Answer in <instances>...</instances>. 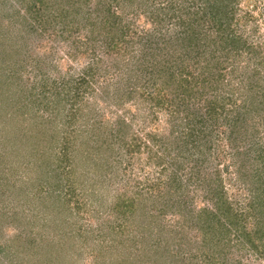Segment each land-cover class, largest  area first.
<instances>
[{
  "label": "rangeland",
  "instance_id": "374dc122",
  "mask_svg": "<svg viewBox=\"0 0 264 264\" xmlns=\"http://www.w3.org/2000/svg\"><path fill=\"white\" fill-rule=\"evenodd\" d=\"M119 1L112 10L130 26L126 39L134 41L128 43L134 53L114 51L105 62L92 63L94 55L104 56L96 45L101 30L93 27L102 16L85 15L84 4L68 13L66 1L44 8L37 0H0V264H264L256 250L264 238L253 235L264 230V172L250 181L264 162V97H256L254 88L263 80L247 79L253 70L264 74V65L256 70L254 64L264 59V0L215 2L220 15L226 4L231 33L245 41L238 51L242 61L233 59L241 62L239 71L230 69L231 56L221 50L225 41L206 30L207 17L196 31L203 26L212 54L186 51L188 40L182 41L183 26L171 16L168 0ZM196 1L178 3L185 16L187 7H200ZM147 36L158 41L141 57ZM90 65L96 73L87 74L92 85L86 101H76L87 102L89 111L70 114L67 90L74 91L73 81ZM175 81L192 91L187 109L202 113L191 135L178 133L184 113L172 93ZM45 82L49 98L29 96ZM53 82L65 88L61 102L52 100ZM127 85L135 89L131 97L116 89ZM167 101L178 109L170 110ZM46 104L53 115L42 110ZM124 119L129 128L121 126ZM72 131L77 138L62 148L61 137ZM167 137L181 151L189 139L186 158L175 150L160 160ZM84 149L93 152L86 156ZM220 187L231 203L228 213L217 209ZM251 201L261 208L246 217ZM217 216H233L236 223L222 235L214 228V236L209 226L217 225Z\"/></svg>",
  "mask_w": 264,
  "mask_h": 264
},
{
  "label": "trees",
  "instance_id": "16d2710c",
  "mask_svg": "<svg viewBox=\"0 0 264 264\" xmlns=\"http://www.w3.org/2000/svg\"><path fill=\"white\" fill-rule=\"evenodd\" d=\"M37 1H41V3L44 6V8H48L49 5H55V3H58V4L62 5L66 1L67 4H68V9H67L66 12L75 13V14L77 12H79V8L81 7V4H84L83 6L85 7V10H84V12H85L84 14L85 15H87V14L90 15V14L95 13V16L97 18L99 17V15L102 16L101 19H100V20H102V23L100 25H96V26H93V27L97 31L101 30V33H99V36L97 38V39L101 38V40L98 41L99 45L98 44H96V45H97V47L101 46V50L103 49V51H104L102 53V55H104L105 57L104 56L96 57V55H94V59L92 60V63H94L97 59L100 62H105L104 59L106 57H110L111 54L114 51H116L119 54L122 53L124 56L126 55V53L129 54V55H131L130 53H132V54L134 53L133 50H132L133 46H129V44L133 45L134 41H132L131 39H126L127 32L128 31L131 32L130 31V26L126 25V24L123 25L121 23L122 16L120 17L119 14L115 13L112 10V9H114L113 5L118 7V3L120 2L119 0H110V3H109L108 0H37ZM127 1L128 2L129 1L132 2V0H127ZM182 1L183 0H181V1L168 0L167 3H169V6L171 8V13H170L171 16L173 18L174 17L177 18V20H178L177 22H179L180 25L183 26V30H184L185 34L182 36L181 39H182V41L184 39L188 40V45H185L186 46V51L187 50H192V51H197V53H199V52H203L204 53V52L207 51V53L212 54V51H210L208 49L209 47L206 45L207 43H209V41L211 39L204 32L203 26H202L203 32H200L199 30L196 31V29H198L196 26L199 24L200 20L205 19L207 17L209 19V23H208V27H206V30L214 31L215 32V37H218V39L221 38L223 41H225V45L222 46V48H221V50H224V49L226 50V52L224 54L226 56H229V55L231 56V60H232L231 62L232 63H234L236 59L238 61L241 60L239 58V56H238V53H239L238 51H240V49H239L240 46L243 47V44L245 43V41L241 42V35H237L235 33H231V32L234 31V28H231V23H232V21L230 20L231 19V14H230L231 11H229L227 9L226 4L222 5L223 8H226V9H225V12L220 15L219 13L222 10V8H221V6H219V5H217L215 3L216 0H197L196 2L201 4L200 7H197L196 9H192V11H190L189 7H187L188 8L187 9V15L185 16V14L183 13V5L178 4V3L182 2ZM192 1H194V0H191V2ZM262 9L264 10V6H263ZM177 11L179 12L180 16L177 15ZM244 14H245V17L246 16H249V17L252 16V13H250L249 11H245ZM244 14H243V17H244ZM223 30H227L228 32L226 34H221V31H223ZM160 36H162V34L159 32V37ZM142 39L139 40L138 45L141 43ZM157 41L158 40L150 39L149 36H147V40L145 41V47L147 48V50L145 52L141 53V55H142L141 57H143L149 50H151V45H153L152 43L153 42H157ZM155 44L157 45V43H155ZM185 46H184V48H185ZM227 47H231L232 51L231 50H227L226 49ZM133 49H135V47ZM255 56L256 55H254L253 58ZM263 57H264V55H263ZM124 58H126V57H124ZM130 58H132V56H130ZM233 59H235V60H233ZM249 59L250 58H248L246 61L244 60L243 63H246V62H249L250 60H252V58L250 60ZM132 61H133V58L131 59V62ZM143 63L148 64L145 61ZM239 63H241V62L234 63L230 67V69H232V70L236 69V70L239 71V68L237 66V65H239ZM137 64H138V66H141L142 65V59L140 61H137ZM254 64H255L256 70H257L260 66L262 67V65H264V59L263 58L260 59L258 57L257 61H254ZM151 65H153V64H151ZM91 66L92 65L86 66L88 68L85 69L82 72V74L77 77L78 78L77 81L76 82L73 81V83H74L73 90L74 91H71V89L67 90L69 98H70V101L72 102L71 103V108H70V114H73L71 112L77 113L78 111L79 112L89 111L88 106L86 104L87 102H84V104L81 103L79 106H76V104H77L76 101H78V100L86 101L84 94L87 91V89L90 87V85H92V79H90L87 74H89V73L90 74H95L96 73V71L93 72V68H90ZM117 71H118L117 75L120 77V74H121L122 71H120V69H118ZM106 72L107 71L102 72L103 75H105ZM132 76L133 75H129V78H131L130 81L133 79ZM8 77H9V75H7V78ZM251 78L252 79H257V80L258 79H262L263 80L262 84L254 85V88L256 90V94H255L256 97H264V95H262V92L264 90V84H263V82H264V74L262 75L258 71L254 72V70H253L252 76H250V78L249 77L247 78V79H249V83H250V80H252ZM178 79H179V81H181L180 77ZM183 80L185 82L188 81V79H183ZM46 82L42 83V85H40L39 87L34 86L33 90L37 89V91H31L29 96H31V94L32 95H43V98H49V97H47L48 96L47 95L48 86H47ZM244 82H245V79H244ZM129 83H131V82H129ZM175 83H176V89L178 88V90H176V91H174L172 93L177 95L178 100L180 102L179 105H183V111L182 112L184 113L183 115L180 116L181 119L179 118V121H178L179 123L183 122V127L184 128L182 130L178 131V133L185 134V135H191V133H193V130H194L193 126L196 125L199 121H202V117H201L202 113H200L198 110L192 111V110H188L187 109L188 108L187 107L188 102L185 101V100H186V98L190 97V92H192V91H190L186 87H183V83H181L182 85L179 84V82H177V81H175ZM249 83H248L247 87L245 85L247 91H250L253 88V86H251ZM256 87L258 89H256ZM116 89L117 90L121 89L123 95H126V97H129L130 95L133 94V92H135V89L133 90V88H131L130 85L125 86V88H122L120 86V87H117ZM63 90H65V88H58L56 86V83L53 82V92H52L53 99L52 100H54V103L61 102V100L59 99V94ZM94 90H95V88H93V87L90 88V93L93 94ZM147 93L149 94V92H147ZM140 94H141V96L144 95L143 92L140 93ZM180 96H182V98ZM239 99H240V97H239ZM260 100H264V99L260 98ZM25 104H24V106H22V108H26L27 107ZM47 104H49V103H47ZM47 104H46V108L45 107H41L42 110L43 111H48L51 115H53L54 110H55L54 107L52 109H50ZM167 104H170L171 106H173V109H170V110H173V111L175 110L176 111L178 109L177 103H175L173 101H170V102L167 101L166 105ZM208 105H206L205 111L211 112V109H213V107H210ZM259 109H262V108H258L256 110H259ZM39 110L40 109H37L36 112H38ZM91 111L94 112L95 111V107H92ZM237 112H238L237 113V116H238L239 115V111H237ZM214 113L216 114V112H214ZM121 123H122L121 126H123V129H125L126 127H128V128L130 127V126H127L126 119L122 120ZM179 123H173V125L175 126V124L178 125ZM103 124H104L105 127L107 126L105 121H103ZM187 129L189 131L188 132H184V130H187ZM174 130H177V129H175L174 127H171V132L174 131ZM113 132H114L115 135H117L116 130L113 131ZM164 136H167V135H164ZM76 138H77V135H76L75 131L74 132L72 131L70 134H66L63 137H61L62 148H67L69 146L68 145L69 142L72 141V140H75ZM89 140L91 141V138ZM209 142H211V141H209ZM164 143H165L164 147H162V145H161L160 148L164 149L165 152H162V153L159 152L160 155H158V156H160L159 157L160 160H163L164 157H167L168 155H170V152L175 151V150H176V152L178 154H182L183 157L186 158L185 151L188 150L189 139L185 138L183 140V143H186V145H187L186 150H184V151L178 150L177 143L175 141H173V140L170 141L169 137H167L166 140H164ZM81 144H82V142H81ZM84 144H85L86 147L89 146V142L86 141V139L84 141ZM50 146H48L47 148H49ZM83 152H84V154L86 156H90V154H92L93 151L91 150V152H90V150L84 149ZM168 158H170V157H168ZM170 159H177V157H171ZM261 172H264V162L263 161H262L261 165H256V167L254 168V172H253L251 180H250L251 183L254 182L252 184H255V182H257V180L260 179L258 177V174H260ZM259 176H264V173H263V175H259ZM176 178L177 177H176L175 174H173L172 177H171V180L173 182H175V184H177V179ZM177 187H178V185H177ZM217 188H218V186H217ZM254 190H255V188H251V191H254ZM218 191L221 192V194ZM217 194L219 195V200H221V202H222L221 204H218V208H217L218 211L220 213H225V212L228 213L229 209L231 208V203L227 199L226 192L222 189V187H220L217 190ZM132 202H133V200H129V199H125V200L122 201L123 204L126 203L128 206L129 205L132 206L131 205ZM257 203H258V201L257 202L251 201V203L249 205L250 212L248 211L247 214H244L246 217L248 215H250V214H253L254 210L258 211V209L261 208V207H258L259 204H257ZM260 203L263 205V202H260ZM202 211H204L206 213L209 212V211H206L205 209H203ZM200 213H203V212H200ZM260 213H262V210L260 211ZM214 218H216V217H214ZM232 218H233V216L229 217V219L226 220L227 222L230 219L232 220V221H230L229 224L226 221H220V218H219L217 225L209 226L210 227L209 231H211V230L213 231L214 228H215L217 230V232H218V230H220L221 235H222L223 233H225L224 231H226V229L229 231L230 228L232 227L231 225L232 224L234 225L236 223V222H234L235 220L232 219ZM242 220H245V218L242 219ZM262 225L264 226V223H262ZM258 230L256 229L254 231L255 233L253 235L255 236V238H264V230H263V228L259 227ZM233 232H234V228H233ZM237 233L242 234V236H246V232H244L240 228H239ZM249 233L250 232H248V235H249ZM212 234H214V236H215V232L214 231L212 232ZM240 234H234L235 238H236V236L237 237L240 236ZM234 240H235V242L237 241V239H234ZM227 241H230V239L229 240L227 239ZM238 241L240 242V244L243 242V240H240V239ZM249 241L253 242L251 239ZM0 246L3 247V249H0V252H2L5 249V246L4 245H0ZM252 247H255V245L252 244ZM256 250L258 251V254H260V256H262V258H264V241L261 243L260 250H258L257 248H256ZM6 251H7V249H6Z\"/></svg>",
  "mask_w": 264,
  "mask_h": 264
}]
</instances>
